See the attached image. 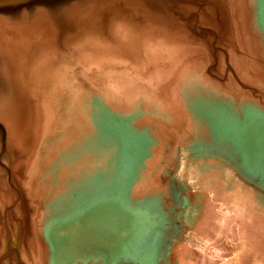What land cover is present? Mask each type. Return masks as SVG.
I'll list each match as a JSON object with an SVG mask.
<instances>
[{"label":"rangeland","instance_id":"rangeland-1","mask_svg":"<svg viewBox=\"0 0 264 264\" xmlns=\"http://www.w3.org/2000/svg\"><path fill=\"white\" fill-rule=\"evenodd\" d=\"M169 1L92 0L69 10L54 27L39 22L29 34H8L0 51L10 65L18 93L20 114L19 118L13 116L24 123L22 155L46 154L44 141L49 131L55 130H48L45 121L56 124L60 131L70 124L66 130L72 137L82 132L80 123L84 127L86 122L104 125L113 121L120 126L118 140L124 139L123 151H135V157L142 160L146 156L144 142H148L145 147L154 143L149 130H144L147 118L143 117L154 106L153 114L160 110L161 121L167 126L161 141L169 154L183 158L169 168L179 169L173 180L183 186L180 193H174V216L182 222V230L174 250L160 262L151 257L148 264H264V175H226L224 187L218 178L208 176L211 167L202 162L208 155L203 144L188 145L184 136L181 141L174 133L176 116L182 115L185 104L188 110L196 111L198 61L208 63L210 77L226 74V46H222L226 25L249 28L253 2ZM40 61L54 64L55 71L62 66L70 68L62 82L68 98L58 95L49 104L44 93L35 90L34 69ZM160 102L168 108L158 109ZM182 124H189V118ZM128 135L134 141L126 139ZM33 163L27 161L22 167L27 172L23 185L27 200L31 197L30 182L37 174L31 171ZM137 164L136 159V171ZM29 210L41 248V212ZM29 210H24V216Z\"/></svg>","mask_w":264,"mask_h":264},{"label":"crops","instance_id":"crops-1","mask_svg":"<svg viewBox=\"0 0 264 264\" xmlns=\"http://www.w3.org/2000/svg\"><path fill=\"white\" fill-rule=\"evenodd\" d=\"M252 2L249 28L226 25V74L210 77L208 63L198 61L196 111L185 104L176 116L175 137L183 141L184 136L188 145L203 144L208 176L224 187L226 175H264V0ZM157 107L168 108L164 102ZM155 109L150 106L143 117L154 143L145 147L144 142L142 160L135 151H123L117 122L80 123L77 137L66 130L70 124L60 131L45 123L55 130L44 141L45 156L39 151L26 157L34 162L32 173L37 171L29 207L41 212L42 247L35 218L24 227L16 206L6 216L16 200L0 195V264H148L151 257L157 262L166 258L182 230L174 216V193L183 186L173 180L179 169L169 168L183 158L169 154L161 141L167 126ZM126 139L134 141L129 135Z\"/></svg>","mask_w":264,"mask_h":264},{"label":"water","instance_id":"water-1","mask_svg":"<svg viewBox=\"0 0 264 264\" xmlns=\"http://www.w3.org/2000/svg\"><path fill=\"white\" fill-rule=\"evenodd\" d=\"M90 1L92 0H0V47L1 43L7 40L6 38L9 39L8 34H29L39 22L47 23L52 27L60 22L69 10ZM149 1L164 4L170 2L169 0ZM42 10L47 13L46 16L40 15ZM5 57L0 51V195L15 198L14 205L7 206L6 216L7 214L10 216V212H14L16 206L17 212L22 213L25 227L26 223L29 225L31 217L29 218V200L25 197L23 188L24 176L27 173L22 169L27 162V156L22 155L23 143H25L22 136L24 123L14 118L20 114L17 106L18 93L12 83V72ZM20 124L22 126H19ZM19 206L21 207L18 208ZM24 210L27 212L29 210L28 216H24ZM5 229L11 233L8 225H5Z\"/></svg>","mask_w":264,"mask_h":264},{"label":"bare ground","instance_id":"bare-ground-1","mask_svg":"<svg viewBox=\"0 0 264 264\" xmlns=\"http://www.w3.org/2000/svg\"><path fill=\"white\" fill-rule=\"evenodd\" d=\"M34 61H39V60L35 59ZM60 65L61 62L57 63L56 67H59ZM35 66H36V69H34V75L36 79L35 90H37V92L44 93V97L46 99L45 103L51 104L52 101L57 99L58 95H64L66 96V98H68L67 96L68 92H64L65 88L63 87V83H65V78H66V69H68V66L65 67L62 66V68H60L58 71L54 70V64H47V63L44 64L42 61L36 63ZM45 73L46 76H44ZM69 104L73 105L75 104V102H70ZM44 123L47 122L45 121Z\"/></svg>","mask_w":264,"mask_h":264},{"label":"snow or ice","instance_id":"snow-or-ice-1","mask_svg":"<svg viewBox=\"0 0 264 264\" xmlns=\"http://www.w3.org/2000/svg\"><path fill=\"white\" fill-rule=\"evenodd\" d=\"M40 15H41V16H46L47 13H46L45 11L42 10L41 13H40Z\"/></svg>","mask_w":264,"mask_h":264}]
</instances>
